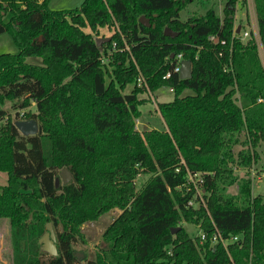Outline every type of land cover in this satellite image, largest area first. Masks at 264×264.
Wrapping results in <instances>:
<instances>
[{
  "label": "trees",
  "instance_id": "obj_1",
  "mask_svg": "<svg viewBox=\"0 0 264 264\" xmlns=\"http://www.w3.org/2000/svg\"><path fill=\"white\" fill-rule=\"evenodd\" d=\"M49 1L0 0V34L19 48L0 54V106L36 104L14 118L0 107V171L8 176L0 220L10 222L11 264H264V198L253 196L249 175L235 173L264 144V63L258 40L241 37L246 26L237 32L238 0L226 1L223 18L211 8L186 20L192 0H84L62 11ZM253 1L264 48V0ZM86 27L114 30L111 41L101 50ZM167 27L178 36L164 35ZM179 55L191 61L189 79L174 73ZM139 75L152 93L173 89L175 98L158 106L166 129H136L148 100ZM19 119L37 120L38 134L22 135ZM67 168L72 179L57 187ZM187 169L204 178L207 209L188 206L192 194L179 190ZM142 174L148 181L137 189ZM113 209L120 216L95 259L81 258L74 245L87 242L82 227ZM48 223L53 257L40 243Z\"/></svg>",
  "mask_w": 264,
  "mask_h": 264
},
{
  "label": "rangeland",
  "instance_id": "obj_2",
  "mask_svg": "<svg viewBox=\"0 0 264 264\" xmlns=\"http://www.w3.org/2000/svg\"><path fill=\"white\" fill-rule=\"evenodd\" d=\"M42 1V0H41ZM84 0H50L49 1V8L55 11H62V10H71L76 9L81 6ZM227 0H192L182 11L181 19L186 20L189 17L196 16V15H203L206 14L207 11L211 8H215L216 13L223 18L224 17V5ZM236 14H235V25L236 29H242V25H245V31L250 33V36L246 39L251 38V36L257 38L259 42V52L260 57H262L264 63V48L258 38V23L256 18V9L254 6L253 0H238L236 4ZM10 16L6 17V21H9ZM252 25L256 27L255 31H252ZM237 29V30H238ZM86 32L91 33L94 35L95 40L102 39V38H111L114 33V30H110L109 28H99L97 32H93L91 28L86 27ZM19 48H17L15 42L13 41L12 36L7 33L0 34V54L8 53H18ZM43 65L41 58L38 57H31L28 59V63ZM109 80V79H108ZM184 95L193 94L192 91L186 90L183 93ZM154 95V102H152V98H150L147 94L145 96L148 98L145 105L141 106V110L143 114L149 115L148 110H150V114H153L157 121V129H160L161 126V116L159 115V104L167 103L172 101L175 98V94L170 91V87H163L155 92ZM144 96V97H145ZM22 101L19 102V104ZM15 101L9 102L7 101L5 104L1 105L0 107L8 113V116L12 118L16 117L15 114L18 110L22 112L28 111H36V104L35 102L31 103V106L26 109H16L14 106ZM159 112V113H158ZM143 115V116H144ZM141 118V117H140ZM136 120V129L139 131H143L142 127V119ZM20 120V119H19ZM161 121V122H160ZM6 122V119L0 120V127ZM161 130V129H160ZM240 148L237 147V150ZM258 156L259 158L255 161V163L250 168H238L236 170V174L240 176L249 175L252 180V194L254 197L261 195L264 198V144H261L258 147ZM8 176L5 172L0 171V185L7 184ZM137 189H140L142 185H144L148 181V175H138L137 179ZM62 183V180H60ZM229 192L231 194H237V187L234 186L230 188ZM121 210L113 209L95 221V222H86V224L82 227V233L86 237V244L77 243L74 245V249L80 255H86L88 259H95L96 257V247L100 244L101 238L103 236L104 230L118 217L120 216ZM185 230L188 233H191L192 236H197L200 234V230L197 226L192 224H185ZM54 233L55 230L53 229ZM12 260V246H11V236H10V222L7 219L0 220V264H11Z\"/></svg>",
  "mask_w": 264,
  "mask_h": 264
},
{
  "label": "water",
  "instance_id": "obj_3",
  "mask_svg": "<svg viewBox=\"0 0 264 264\" xmlns=\"http://www.w3.org/2000/svg\"><path fill=\"white\" fill-rule=\"evenodd\" d=\"M141 25L145 27H151L149 20H147L145 17H141L140 21ZM241 28L237 30L239 33ZM164 35L169 36V37H176L178 34H176L174 31H172L171 28L167 27L165 29ZM111 41V38H102V39H97L96 40V45L100 47V49H103V43H108ZM173 56V55H172ZM192 64L190 60L184 59L182 64H181V69L179 73V77L181 80L184 79H189L192 76ZM15 126L17 127L18 131L24 135V136H32L38 134L39 131V123L35 119L31 120H17L15 121ZM72 179V173L69 168L64 169L60 172V176L56 178L55 183L56 186H60V180H62V183L64 185H67L68 182ZM53 226L52 223L47 224V232L44 234V236L40 239V243L42 244V250L46 253H48L50 256H57L59 254L57 245H56V235L53 231ZM181 227H176L173 228L171 231L175 234L177 233ZM81 258L84 257V255H80Z\"/></svg>",
  "mask_w": 264,
  "mask_h": 264
},
{
  "label": "built area",
  "instance_id": "obj_4",
  "mask_svg": "<svg viewBox=\"0 0 264 264\" xmlns=\"http://www.w3.org/2000/svg\"><path fill=\"white\" fill-rule=\"evenodd\" d=\"M242 1V0H241ZM241 32V30H240ZM250 36V33L248 31H244L241 33V37L243 39L248 38ZM257 39V38H256ZM211 40H215V38H211ZM259 43V42H258ZM127 49L129 50V47H127ZM177 60H178V64L176 66V68L174 69V73H180V69H181V64L183 62L184 59H182V55L177 56ZM104 61V60H103ZM171 73H167L166 78H170ZM138 85L140 87H145L146 88V94L152 98V102H154V95L152 93L151 90H149L148 84L145 80V78H143L141 75H139L138 77ZM170 91L173 92V89L170 88ZM156 109L158 106H156ZM160 112V111H159ZM158 112V113H159ZM24 112H22L21 114H23ZM161 114V113H159ZM183 164H185L182 161ZM179 171V169L177 170ZM187 183L184 186L179 187V190H185V193H191L192 194V199H190L188 201V206L194 207V208H206L207 209V198L205 196L206 190H205V180L204 178H202V176L198 173L193 174L191 173L188 169H187ZM201 234V232H200ZM202 241L205 239V235L202 233ZM219 238V240L222 242V244L225 246L227 240H225L224 238L221 237L220 234H217L215 236V240ZM237 238H231V241H236ZM171 254V252H170Z\"/></svg>",
  "mask_w": 264,
  "mask_h": 264
},
{
  "label": "crops",
  "instance_id": "obj_5",
  "mask_svg": "<svg viewBox=\"0 0 264 264\" xmlns=\"http://www.w3.org/2000/svg\"><path fill=\"white\" fill-rule=\"evenodd\" d=\"M255 29H256V27L254 25H252V31H255ZM257 29H258V26H257ZM147 112H148L149 115L145 116L143 114L144 116L142 115V117L140 118V119H142V122H143V124H142L143 129L144 130L157 129V125L156 124H157L158 118H156L153 114H150V112H151L150 110H148ZM159 115L161 116V114H159ZM161 119H162V116H161ZM160 129L161 130L166 129V126H165V123H164L163 119H162V122H161Z\"/></svg>",
  "mask_w": 264,
  "mask_h": 264
},
{
  "label": "bare ground",
  "instance_id": "obj_6",
  "mask_svg": "<svg viewBox=\"0 0 264 264\" xmlns=\"http://www.w3.org/2000/svg\"><path fill=\"white\" fill-rule=\"evenodd\" d=\"M162 77V76H161ZM169 82V81H168ZM167 84V83H166ZM170 84V83H169ZM172 85V84H171Z\"/></svg>",
  "mask_w": 264,
  "mask_h": 264
}]
</instances>
